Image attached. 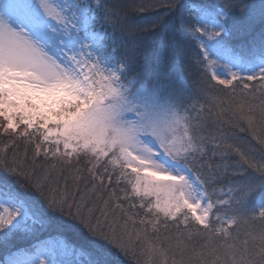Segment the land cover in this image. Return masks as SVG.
<instances>
[{
  "label": "snow or ice",
  "instance_id": "snow-or-ice-1",
  "mask_svg": "<svg viewBox=\"0 0 264 264\" xmlns=\"http://www.w3.org/2000/svg\"><path fill=\"white\" fill-rule=\"evenodd\" d=\"M234 32L249 39L234 45ZM192 40L195 93L178 61ZM206 110L226 117L219 135L206 134ZM0 118V133L34 144L31 168L9 161L14 140L0 146V244L49 226L84 241L38 244L5 264H264V154L228 131L264 133V0H167L164 16L134 27L105 0H0ZM41 154L87 191L37 172Z\"/></svg>",
  "mask_w": 264,
  "mask_h": 264
},
{
  "label": "trees",
  "instance_id": "trees-1",
  "mask_svg": "<svg viewBox=\"0 0 264 264\" xmlns=\"http://www.w3.org/2000/svg\"><path fill=\"white\" fill-rule=\"evenodd\" d=\"M196 3H207L210 0H194ZM212 2L220 3H243V4H256L259 5L260 0H212ZM105 3L109 6V9L115 11L119 14L120 23L125 26H135L138 22L142 23L143 21L150 20L156 16H164L167 9V0H105ZM235 20V13L233 14ZM260 28L259 23L256 24L255 30L258 32ZM117 35H120L119 31ZM128 37V33L124 34ZM132 35L136 38H141L145 35L142 31L134 30ZM198 35V34H197ZM131 39L132 37H128ZM249 39L248 35L243 32H234L231 36V42L234 45H239L245 43ZM199 49L196 45L195 40H192L189 45L184 49L183 52L179 54L178 61L179 67L182 71V74L187 81L188 86L195 93L198 89V85L201 82V71L197 64V54ZM143 66V61H140ZM214 83V82H213ZM252 88L257 86V82H249ZM242 91L239 85L236 86V93L239 94ZM211 94L216 96L220 100L230 99L232 96L231 89H226L222 85H215L212 89ZM259 95V93H257ZM203 99V98H201ZM207 109V104H206ZM213 112L218 111L215 107L212 109ZM205 117V123L207 127L205 128L206 134L209 136L219 135L220 126L223 123V120L226 117H210L207 110L203 114ZM5 123L2 118H0V125ZM224 127L227 128V125L224 124ZM24 126L20 125V130H23ZM229 133L238 138L241 148L250 149L256 155V158L259 159L262 154H264V145H261L257 142V139L254 136H261L264 138V133L261 132H252L245 130L241 132L239 128L228 129ZM10 140H14L15 143L9 148L7 152V157L11 161L13 153H15L18 160H23L26 165L31 168L33 166V157H34V144L28 143L25 138L17 139L15 134H12L10 131L8 133H0V146L9 143ZM37 138L36 143H39ZM231 143V141H229ZM27 148V156H25V149ZM240 161V157L234 153L230 154L229 163H235ZM213 164L219 163V158L210 161ZM53 161L45 160L43 154L40 157L36 158V171L42 173L45 169H49L51 176L54 180H59L61 187L64 186L65 180L67 181V186L69 191L75 193L77 197L81 192H86L85 184L81 181L78 184L73 182L72 169H69L67 166L64 167L63 174H60V165L57 164L55 170L51 169ZM75 162L73 163V168H75ZM80 167H84V162L81 161ZM2 175V173H0ZM113 186H115V178H113ZM124 185H121L123 187ZM219 187V186H218ZM99 214V209L97 210ZM32 235H35V238H29ZM56 241H67L69 244H74L77 247L81 246L84 241L75 236L73 233L58 229L54 226L45 227L36 231L31 235H17L7 247L0 244V264L4 263L5 258L13 253L14 250L21 248L32 250V245L34 243H52ZM62 259H78L77 257L69 256H58ZM120 264H138L140 257L137 256L135 259L131 256L119 257ZM142 264V262H141Z\"/></svg>",
  "mask_w": 264,
  "mask_h": 264
},
{
  "label": "rangeland",
  "instance_id": "rangeland-1",
  "mask_svg": "<svg viewBox=\"0 0 264 264\" xmlns=\"http://www.w3.org/2000/svg\"><path fill=\"white\" fill-rule=\"evenodd\" d=\"M196 42V41H195ZM197 45V44H196ZM198 47V46H197ZM36 236L35 235H32L31 237H29V238H35ZM52 243H54V242H52ZM38 244H41V243H34V245H32V250H30V249H24V248H19V249H16V250H14L13 251V253H16L17 254V258L18 259H27V258H29V257H31L32 255H33V252H34V250H35V247L38 245ZM10 256V255H9ZM9 256H7V257H9ZM6 257V258H7ZM6 258H5V260H6ZM41 258H43V257H41ZM2 264H5V261H4V263H2Z\"/></svg>",
  "mask_w": 264,
  "mask_h": 264
}]
</instances>
